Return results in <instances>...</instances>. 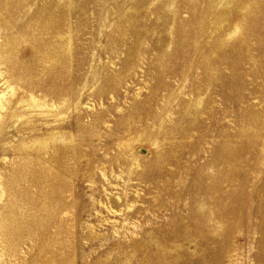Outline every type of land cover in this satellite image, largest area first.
I'll return each mask as SVG.
<instances>
[{
	"label": "rangeland",
	"instance_id": "1",
	"mask_svg": "<svg viewBox=\"0 0 264 264\" xmlns=\"http://www.w3.org/2000/svg\"><path fill=\"white\" fill-rule=\"evenodd\" d=\"M0 264H264V0H0Z\"/></svg>",
	"mask_w": 264,
	"mask_h": 264
}]
</instances>
